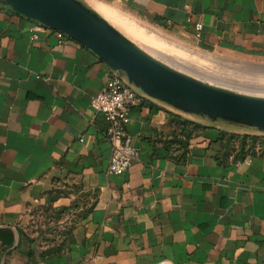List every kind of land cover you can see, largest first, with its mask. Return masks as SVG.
<instances>
[{
	"label": "crops",
	"instance_id": "obj_1",
	"mask_svg": "<svg viewBox=\"0 0 264 264\" xmlns=\"http://www.w3.org/2000/svg\"><path fill=\"white\" fill-rule=\"evenodd\" d=\"M77 1L139 39L107 0ZM122 6L204 51L264 57V0ZM35 24L0 0V264H264V131L131 85L144 97L127 126L139 155L109 174L107 122L90 100L113 70L55 30L32 39ZM174 115L206 130L187 139Z\"/></svg>",
	"mask_w": 264,
	"mask_h": 264
},
{
	"label": "water",
	"instance_id": "obj_2",
	"mask_svg": "<svg viewBox=\"0 0 264 264\" xmlns=\"http://www.w3.org/2000/svg\"><path fill=\"white\" fill-rule=\"evenodd\" d=\"M16 12L92 50L146 96L183 112L264 131V98L229 92L142 51L77 0H1Z\"/></svg>",
	"mask_w": 264,
	"mask_h": 264
},
{
	"label": "rangeland",
	"instance_id": "obj_3",
	"mask_svg": "<svg viewBox=\"0 0 264 264\" xmlns=\"http://www.w3.org/2000/svg\"><path fill=\"white\" fill-rule=\"evenodd\" d=\"M101 4L117 18L135 23L132 31L139 39L131 38L132 43L168 67L229 92L264 98V82L260 81L264 78L263 56L222 49L204 51L189 37L129 13L122 1L107 0ZM108 24L121 33L119 25Z\"/></svg>",
	"mask_w": 264,
	"mask_h": 264
},
{
	"label": "built area",
	"instance_id": "obj_4",
	"mask_svg": "<svg viewBox=\"0 0 264 264\" xmlns=\"http://www.w3.org/2000/svg\"><path fill=\"white\" fill-rule=\"evenodd\" d=\"M201 29V24L197 23L195 25L197 38L200 36ZM31 30L32 39H36L37 33L48 30V27L36 22ZM56 35L60 42L66 37L58 31ZM143 98V95L131 86L125 74L113 70L106 84L90 100L92 109L107 122L106 137L111 145L109 174L124 173L139 155V148L134 144L127 126L130 121L131 108L138 105Z\"/></svg>",
	"mask_w": 264,
	"mask_h": 264
},
{
	"label": "trees",
	"instance_id": "obj_5",
	"mask_svg": "<svg viewBox=\"0 0 264 264\" xmlns=\"http://www.w3.org/2000/svg\"><path fill=\"white\" fill-rule=\"evenodd\" d=\"M172 119H174L175 121H180L181 125H182V133L183 135H185V138L189 139L190 137H192L193 135L199 134L201 131H205L206 128L199 125V124H195L192 123L191 121L185 120V119H181L178 116H172ZM220 137L222 139H235L234 135H228L226 133H221L220 132Z\"/></svg>",
	"mask_w": 264,
	"mask_h": 264
},
{
	"label": "bare ground",
	"instance_id": "obj_6",
	"mask_svg": "<svg viewBox=\"0 0 264 264\" xmlns=\"http://www.w3.org/2000/svg\"><path fill=\"white\" fill-rule=\"evenodd\" d=\"M260 81L264 82V78L261 77Z\"/></svg>",
	"mask_w": 264,
	"mask_h": 264
}]
</instances>
